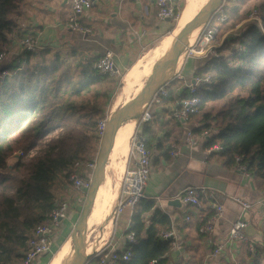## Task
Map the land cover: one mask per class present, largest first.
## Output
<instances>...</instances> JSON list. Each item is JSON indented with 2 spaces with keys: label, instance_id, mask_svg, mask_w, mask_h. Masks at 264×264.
<instances>
[{
  "label": "trees",
  "instance_id": "16d2710c",
  "mask_svg": "<svg viewBox=\"0 0 264 264\" xmlns=\"http://www.w3.org/2000/svg\"><path fill=\"white\" fill-rule=\"evenodd\" d=\"M184 8L182 3L177 15ZM20 10L18 0H0V56L13 42L33 35L18 23ZM232 11L238 16V7ZM258 11L262 26L252 23L228 41L246 48L241 58L243 66H230L229 61L238 60L234 50L228 58L205 59L204 66L196 70V76H209L210 81L198 87L202 104L195 116L202 114L205 123L201 131L216 130L207 140V148L220 143V154L229 167L236 165V155H244L247 172L264 179V2ZM36 52H25L9 65L0 63V264L23 263L33 231L57 207L53 191L56 182L62 176L69 180L77 160L87 161L97 138L99 121L91 115L99 107L90 110L84 101L103 82L116 85L119 79L101 76L94 69L77 72L54 49ZM3 72L9 74L2 76ZM168 89L173 96L174 91ZM238 92L246 96L231 98ZM229 98L216 114L206 110L208 104ZM176 124L181 127L180 122ZM57 131L60 134L45 145L49 135ZM37 147H42L41 152L30 161L21 158L13 166L8 164L16 151L28 152ZM169 228L170 218L157 207L156 199H142L126 232V236L134 233L136 242L126 244L121 251L131 250L132 257L121 264H150L153 260L166 263L171 240L164 239L162 233ZM108 248L94 254L90 264L105 256ZM56 249L54 246L53 251ZM255 259L253 263H260V258Z\"/></svg>",
  "mask_w": 264,
  "mask_h": 264
},
{
  "label": "crops",
  "instance_id": "0c3cea01",
  "mask_svg": "<svg viewBox=\"0 0 264 264\" xmlns=\"http://www.w3.org/2000/svg\"><path fill=\"white\" fill-rule=\"evenodd\" d=\"M21 3L24 7H20L22 15L17 20L23 29L33 34L39 45L37 52L54 49L68 61V66L71 64L77 68V72H85L95 70V64L104 52L112 50L120 73L110 79L121 77L129 71L145 50L156 47L174 30L171 21L158 18L157 0H98L96 6L80 18L83 27L90 31L86 33L66 27L70 9L67 0H22ZM19 41L13 42L9 48L15 54L11 63L19 61L17 58L27 52L19 47ZM11 63L7 62L8 65ZM199 63L197 58H188L181 68H176L172 81L167 83V89L169 86L174 95L171 96L168 89L169 99H164L161 105H151L152 119L135 124L136 131L147 139L153 152L145 196L155 198L157 207L169 216L170 228L163 232L174 234L170 239L169 259L164 264H264V207L261 205L264 200V179L241 172L236 166L229 167L221 152H208L207 140L201 137L205 130H209L201 131L205 123L202 114L190 118L188 122L176 121L171 116L175 102L187 98L188 85L200 77L195 75L201 67ZM177 122L181 127L177 126ZM187 128L193 130L198 139L197 145L187 144ZM173 146L180 148V154L175 158L170 155ZM127 160L130 166V146ZM13 163L10 161V166ZM112 170L115 171V168ZM107 174L105 178L111 187ZM56 184L60 186V193L69 186L65 181ZM189 187L201 192V206H189L182 202L180 206H172L171 201L177 200L179 194ZM53 191L56 196L59 195L55 189ZM61 198L75 200L72 208L78 206L77 197L70 198L63 193ZM232 198L248 201L253 207L243 214L241 206ZM217 203L224 206V217L217 223L209 239L200 233V228L215 213ZM133 212L127 210L118 217L115 230L113 228L105 246L109 247L107 254L122 251L128 244L126 232L130 228ZM75 216L76 212L68 209L60 232L53 235L55 248L71 227ZM240 218L248 221L245 229L247 241L229 243L232 224ZM219 245H224V250L214 256L213 252ZM48 256L38 257L34 264H46ZM256 257L260 258V263H253Z\"/></svg>",
  "mask_w": 264,
  "mask_h": 264
},
{
  "label": "built area",
  "instance_id": "2783aa9c",
  "mask_svg": "<svg viewBox=\"0 0 264 264\" xmlns=\"http://www.w3.org/2000/svg\"><path fill=\"white\" fill-rule=\"evenodd\" d=\"M98 0H67L70 5V9L67 16V24L66 27L72 31L86 33L90 32L87 28L83 27L80 23L81 16L87 11L94 8L97 4ZM229 0H225L223 6L220 10L212 16V18L208 21V25L202 30L195 46L193 48H189L186 52V57L192 56L195 57H205L207 58H219L223 57L220 54V49L225 42H221L217 45L216 39L219 37L221 33V28L218 24H213V21L216 18L220 19V22H226V12L224 10L225 3ZM183 0H157L158 6V18L161 20H177L178 16L177 11H179ZM221 16V18H220ZM253 21V23L262 26L261 17L255 13L249 19ZM226 39V36H225ZM19 47L27 52L35 53L39 47L37 42L35 41L32 35H28L26 38L19 41ZM238 62L236 66H242L243 62L241 58L246 53V48L239 43V46L236 48ZM219 52V53H218ZM15 56L14 52L7 50L2 53L0 56V63L7 64V62H12L13 57ZM230 62V61H229ZM231 63V62H230ZM95 70L101 76L114 77L119 75L120 71L118 70L115 60H114V52L112 50H106L102 57L96 62ZM8 72H3L2 76H7ZM181 78V77H180ZM210 81V77L206 78L197 77L195 78V84L188 85L189 97L178 100L172 107L171 116L176 121H184L188 122L190 118L197 115L199 113L200 106L202 104V98L198 95V87L203 82ZM169 97V92L167 89V84L162 86L156 95L154 96L152 102L141 112L139 116V122H148L152 119V112L150 111V107L152 104L161 105L163 104V100ZM109 117L99 120L97 125V136L98 138H103L104 133L107 129ZM60 134L59 131L55 132ZM54 133V134H55ZM215 132L213 129L205 130L201 137L205 140L213 137ZM53 134L49 135V137L45 141V145L48 144ZM57 135V136H58ZM52 136V137H50ZM54 136V137H57ZM186 142L190 146H195L198 143V139L195 137L193 130L187 128L186 129ZM42 147L34 148L28 152L18 150L8 159V164L10 161L14 162L12 165H15L19 159L21 158H30L33 159L38 156L41 152H38ZM223 147L220 143H215L208 147L209 153L214 152H222ZM180 148L179 146H173L170 155L175 158L179 156ZM130 158L131 165L128 166L121 188L120 201L117 206V215L123 214L125 211L130 210L134 211L138 205V203L144 199L145 196V188L147 186L150 174H151V163L153 158V152L148 146L147 139L142 136L137 131L133 134L131 139V149H130ZM244 155H236V168L241 172H247L246 165L243 164ZM11 165V164H9ZM97 167L96 160H77L73 168L71 170V174L69 177V181L73 184L74 188L78 191L87 192L91 186V175L94 173ZM213 199V195H210ZM180 202L183 204L200 207L201 206V192H199L196 188L189 187L185 189L179 196L177 197ZM238 205L241 206L243 210V214L252 209L253 204L248 201L232 198ZM261 205L264 207V200L261 202ZM68 214V204L62 203L57 205V207L48 215V219L42 225H39L35 228L32 233V237L29 241V250L24 258L22 264H34L36 259L40 256L49 255L53 253L54 250V242L53 235L59 231L62 222L66 219ZM224 217V206L222 204L217 203L215 205V213L208 219L200 228V233L209 237L213 235L215 231V227L217 223ZM248 226V221L245 218H240L232 224L230 234H229V243L236 242H246L247 237L245 235V229ZM162 237L164 239H171L174 237L172 232H163ZM127 241L130 244L136 242L135 234L130 233L127 236ZM175 245V243H173ZM224 250V245H219L215 251L213 252L214 256H217L220 252ZM93 256V255H92ZM91 256V257H92ZM89 257L86 264H90L92 258ZM132 257L131 250H127L124 253L121 251H113L100 259L96 260L92 264H121L122 261H128ZM150 264H159L157 260H153Z\"/></svg>",
  "mask_w": 264,
  "mask_h": 264
},
{
  "label": "rangeland",
  "instance_id": "374dc122",
  "mask_svg": "<svg viewBox=\"0 0 264 264\" xmlns=\"http://www.w3.org/2000/svg\"><path fill=\"white\" fill-rule=\"evenodd\" d=\"M23 1L25 2L26 0H23ZM18 2H20V7H24L23 3H21L22 0H18ZM211 2H213V1L212 0H203V1H200L199 3H197L198 5H197V8L195 10V13L193 15L192 20L197 16V14H199ZM263 2H264V0H229L227 2V4L225 3L226 4V6H225V10H226V14H225L226 19L225 20H226V22H224V23L220 22L219 18H216L213 21V24H218L221 28V33H220L219 37L216 39V43L214 45H217V44L225 41L223 43L221 49H220L221 56L228 58V57H230V54H233L232 51L236 50L235 48H237L239 46V44L236 42H232V43L228 42L229 39L230 40L236 39L238 36H240L243 33L244 29L248 25L253 23V21L249 20L253 16V14L257 13L260 16V12L258 11V7ZM183 3H184V7L186 8L187 0H183ZM234 7L239 8L238 16H236L234 13H232L233 12L232 10ZM185 8H184V10H185ZM183 11H182L181 15L178 16L177 20L172 21V24L174 27V30L172 32L168 33L160 41V43L156 47L149 48V49L145 50L143 52V54L140 56V58H139L140 60L129 71L125 72L121 77H119L118 80L112 79V80H115L116 82H118L116 85H112L111 82L107 80V82L106 81L103 82L102 85H99L98 87H96L95 89H93L91 91V93L88 95L87 100L84 101L83 105H87L88 107H90V110L93 107H96V106L99 107V111L93 112V115H91L94 120L99 121L101 119L107 118L108 116H110V117L114 116V114H116V112H118L121 108H123L126 105V104L120 103L121 97H122V90H123L124 85L128 81L133 80L132 77H133L134 67L138 64H141L144 61L145 56L147 54L161 50L163 48L166 40L171 39V38L173 39V37L175 35H177L179 33V31L183 30V28L187 25L186 24L185 26H182L180 21H179L182 14H183ZM241 16H245L246 18L237 19L238 17H241ZM220 18H221V16H220ZM192 20L190 22H192ZM208 24H209L208 21L207 22L205 21L204 28ZM225 36H226V39H225ZM194 46H195V44H194ZM188 58H197L198 62L200 61L199 65H201V67L204 66L205 57H198V55L195 57H192V56L186 57L185 56V58L180 61V66H182V64H185V62H186V60H188ZM230 62H231L230 66H232L233 68L240 67V66H236L238 60L237 61L232 60ZM197 65H198V63H197ZM141 67H143V66H140L139 70L143 73H141V78L138 82V85L136 86L137 89L129 97L128 101L129 100L131 101L133 98L137 97L138 94L143 92V90L148 86V84L150 82H152V80L155 76V70L157 69V66L154 67L155 69L153 71L152 70L147 71L146 69L142 70ZM149 74H151V75L149 76ZM95 94H98V96L95 97ZM240 95L246 96V93H239L238 92V93L233 94L231 96V98L236 97V96H240ZM229 100H230V98L226 99L224 101H221V102L210 103V104H208L206 110L211 111L213 114H216L220 109H222L224 107L225 103L228 102ZM134 120H137V121H134ZM128 122L129 123L135 122L137 125V122H139V120L138 119H132L129 121V119H127L125 121V123H128ZM135 132H136V126L134 128L133 134ZM59 133H60V131H59ZM133 134L131 135V138L129 140H127L128 141L127 151L129 150V146L131 149V139H132ZM57 135H58V133H55L52 136L54 137ZM52 136H50V137H52ZM123 137H124V135H123ZM118 141H119V138L116 134V137H115V140L113 143V147H112L111 156L109 158V163L107 161L106 166H105V174L108 173L107 175L111 180L112 193H113V196H115V198L113 200L111 199L112 200L111 201V204H112L111 207L112 208H111L109 216L107 217L106 215H107V211H108V208L110 206V203H109L108 207L106 208V210L104 211V216H103L102 221L94 228L93 233L91 234V237L89 235V237H87L88 238L87 241H85V243H84V247H87V248L89 247V250H90V247L93 248L92 253L85 254L86 260H88V258L90 256L101 251L108 244V242L112 236V231H113L114 225H115V223H117L118 217L122 215V214H119V216L117 215V206H118L119 201H120L121 188H122V182H123L124 174H125L126 169H127V168L125 169V164L126 165L128 164L127 163L128 155L126 157H124V155L119 156V158H118L119 160L117 163L119 164L121 169L118 168V170H115V171L112 170V169H114V166L112 165L113 151H114L115 147L118 146ZM124 141H126L125 138H124ZM101 146H102V138H98V136H97V138L94 140L92 146L90 147L89 155L86 156L85 160H96V163H97L98 156H99V153L101 150ZM40 150L41 149H39L38 152H40ZM23 159H25L26 161H30V158L24 157ZM93 175H94V173L91 175V184H92V180H93ZM59 181H61V182L65 181L66 184H68L69 186L67 189L64 190V192L60 193V190H59L60 186L57 187V184H55V188H54L55 192L57 194H59L58 196L55 195L56 200H57L56 201L57 205L62 204V203H67L68 209L70 211L74 210V212H76V216H75L74 220H72L73 222H72L71 227L64 233V237L60 241L59 246L57 247L55 252L51 255L49 261L46 264H51V262L56 257L57 253H59L61 251V249L65 246V244H70L69 245L70 246V252L62 263V264H65V261L67 260V258L69 257V255L73 249V241L71 238L72 234L77 228V224H78V222L82 216V212L85 208L86 200L88 198V192H84V191L81 192V191L76 190L74 188L73 184L69 180H67L64 176H62L59 179ZM63 193L70 196V198H76L77 197L78 199L76 202L78 203V206L76 208H72L73 202L75 203V200L69 201V199H64V198L62 199L61 195ZM90 233L91 232H89V234ZM86 260H85V262H86ZM66 263H67V261H66Z\"/></svg>",
  "mask_w": 264,
  "mask_h": 264
},
{
  "label": "water",
  "instance_id": "95a60500",
  "mask_svg": "<svg viewBox=\"0 0 264 264\" xmlns=\"http://www.w3.org/2000/svg\"><path fill=\"white\" fill-rule=\"evenodd\" d=\"M213 2L209 3L197 16L196 18L187 24L185 28L180 32L175 45L169 54L163 58L157 65L155 70V76L148 84V86L138 94L130 103L126 104L121 108L114 116L109 117L107 129L102 138V146L98 156L97 167L94 171L93 180L91 187L89 188L88 198L86 200L85 208L82 212V216L77 224L76 230L72 234L73 241V251L74 255L69 262V264H85L87 262L84 251V243L82 247V252H79V247L77 246L75 240L77 234L83 230L86 220L91 212L95 197L98 192L99 185L102 179L105 177V166L106 162L109 160L110 154L112 152L113 143L116 137V134L121 126V124L127 120L134 113L139 111V114L152 102L154 96L158 90L172 81L175 69L178 67L179 61L186 50L188 33L202 22L209 21L212 16H214L220 8L223 6L225 0H212ZM167 21L170 22L169 19ZM195 84V80L192 82ZM184 122V121H182ZM172 206H180L181 202L179 199L171 201ZM91 257V256H90ZM84 259V260H83ZM86 260V262H85Z\"/></svg>",
  "mask_w": 264,
  "mask_h": 264
},
{
  "label": "bare ground",
  "instance_id": "6f19581e",
  "mask_svg": "<svg viewBox=\"0 0 264 264\" xmlns=\"http://www.w3.org/2000/svg\"><path fill=\"white\" fill-rule=\"evenodd\" d=\"M200 1H203V0H187L186 8L183 11V14H182V16H181V18L179 20L182 26H185L186 24H188L192 20L193 15H194L195 10H196L197 5H198L197 3H199ZM204 26H205V22H202L200 25H198L197 27L193 28L188 33V39H187L188 43H187V46H186V50L183 53L180 61L185 58L187 50L189 48H193L194 47V44L197 41V39L199 38ZM181 31H179V33L177 35H175L173 37V39L171 38V39L166 40L165 43H164V46H163V48L161 50L147 54L145 56L144 61L141 64H138V65H136L134 67L133 77H132L133 80L128 81L123 87L122 97H121V101H120L121 104H127L128 102L130 103L134 99L133 98L131 101L130 100L128 101V99L132 95V93L136 91V89H137L136 86L138 85V82H139V80L141 78V73H143V72H141L139 70L140 66H143V67H141L142 70L146 69L147 71L148 70H152L153 71L155 69L154 67H156L159 64V62L163 58H165L169 54V52L172 50V48L175 45V43L177 41V38H178V36H179ZM180 61H179L177 69H179L181 67L180 66ZM150 75L151 74H149V76ZM139 115L140 114H139V111H138L137 113H134L132 116H130L128 119H129V121L132 120V119H138L139 120ZM125 121L121 124V126H120V128H119V130L117 132V136L119 138L118 146H116L114 151H113L112 165L114 166L115 170H118V168H119L118 163H117L118 160H119L118 159L119 156L124 155V157H126L128 155V151H127V148H128L127 143H128V141L127 140H129L131 138V135L133 134V131H134V128H135V124H136L135 122L125 123ZM134 121H137V120H134ZM123 135H124V137H123ZM124 138L126 139V141H124ZM120 169H121V167H120ZM112 195H113V193H112L111 187H110L108 181L106 180V178L104 177L102 179L100 185H99L98 192H97V195L95 197V201L93 203V207H92L91 212H90V214H89V216H88V218L86 220L84 228L80 232L79 235L77 234V237H76V240H75L77 246L79 247V252L80 253L82 252L81 250H82V247H83V243H85V241H87V239H88L87 237H89V235L91 237V234L93 233L94 228L102 221L103 216H104V211L108 207L109 202H110V200L112 198ZM114 198H115V196H113L112 200ZM111 206H112V204L110 202V206L108 208L107 215H106L107 217L110 214V211H111V208H112ZM89 232H91V233L89 234ZM69 245L70 244H65L64 247L62 246L63 248L61 249V251L59 253H57L56 257L51 262V264H62L63 263V261L65 260V258L67 257V255L70 252V246ZM91 250H93L92 247H90V250H89V247L88 248L84 247L83 254L84 255L85 254H90V253L93 252ZM73 255H74V251L72 249L69 257L66 260L67 263L65 261V264H69V262L71 261Z\"/></svg>",
  "mask_w": 264,
  "mask_h": 264
}]
</instances>
